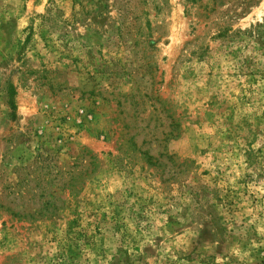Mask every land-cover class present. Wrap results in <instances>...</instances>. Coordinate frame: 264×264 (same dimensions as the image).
Here are the masks:
<instances>
[{"label":"rangeland","instance_id":"obj_1","mask_svg":"<svg viewBox=\"0 0 264 264\" xmlns=\"http://www.w3.org/2000/svg\"><path fill=\"white\" fill-rule=\"evenodd\" d=\"M0 264H264V0H0Z\"/></svg>","mask_w":264,"mask_h":264}]
</instances>
